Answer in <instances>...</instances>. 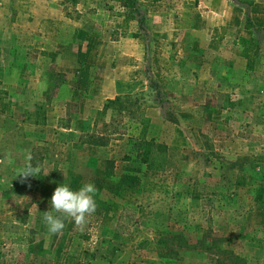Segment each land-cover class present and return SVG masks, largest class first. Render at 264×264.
<instances>
[{
  "label": "rangeland",
  "instance_id": "1",
  "mask_svg": "<svg viewBox=\"0 0 264 264\" xmlns=\"http://www.w3.org/2000/svg\"><path fill=\"white\" fill-rule=\"evenodd\" d=\"M135 8L0 0V264H264V0ZM142 127L159 170L123 160ZM85 183L84 230L50 234Z\"/></svg>",
  "mask_w": 264,
  "mask_h": 264
},
{
  "label": "clouds",
  "instance_id": "2",
  "mask_svg": "<svg viewBox=\"0 0 264 264\" xmlns=\"http://www.w3.org/2000/svg\"><path fill=\"white\" fill-rule=\"evenodd\" d=\"M32 155L29 152L26 156V164L17 171V175L23 179L29 176H39L41 169L39 165L31 163ZM46 172L44 175H47ZM97 189L92 183H85L79 190H72L68 185L61 184L56 187L51 197L52 210L44 211L43 221L50 234L59 235L65 228V220L74 221L81 231L97 209L95 193ZM59 213L61 215H54Z\"/></svg>",
  "mask_w": 264,
  "mask_h": 264
},
{
  "label": "trees",
  "instance_id": "3",
  "mask_svg": "<svg viewBox=\"0 0 264 264\" xmlns=\"http://www.w3.org/2000/svg\"><path fill=\"white\" fill-rule=\"evenodd\" d=\"M68 1L72 4L75 2V0ZM119 1L125 8L139 14V11L135 8V0ZM107 102H110V100ZM128 147V151L123 156L125 161L143 164L147 170H159L165 164V147L154 138H145L143 127L138 136L128 137Z\"/></svg>",
  "mask_w": 264,
  "mask_h": 264
},
{
  "label": "crops",
  "instance_id": "4",
  "mask_svg": "<svg viewBox=\"0 0 264 264\" xmlns=\"http://www.w3.org/2000/svg\"><path fill=\"white\" fill-rule=\"evenodd\" d=\"M43 187L41 186L40 189H42ZM37 189V188H36Z\"/></svg>",
  "mask_w": 264,
  "mask_h": 264
}]
</instances>
